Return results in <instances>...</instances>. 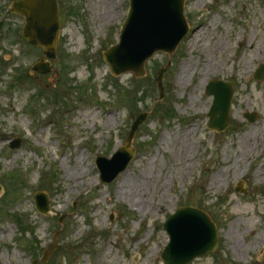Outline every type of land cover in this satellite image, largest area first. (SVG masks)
Instances as JSON below:
<instances>
[{"label":"rangeland","instance_id":"rangeland-1","mask_svg":"<svg viewBox=\"0 0 264 264\" xmlns=\"http://www.w3.org/2000/svg\"><path fill=\"white\" fill-rule=\"evenodd\" d=\"M10 1L0 0V264L39 260L59 229L50 259L37 264H162V223L183 205L208 213L218 231L216 249L189 264H264V82L253 79L264 64V0H185L190 32L171 56L155 53L142 78L113 76L101 54L117 41L128 0H59L61 35L44 73L31 68L46 57L19 41ZM208 58L215 66L205 68ZM167 59L164 97L154 101ZM211 78L233 84L223 132L206 127ZM145 110L134 159L101 184L94 158L123 145L131 113ZM124 180L140 188L139 207L126 203ZM238 180L245 193L235 192ZM37 191L49 198L46 215Z\"/></svg>","mask_w":264,"mask_h":264},{"label":"water","instance_id":"water-1","mask_svg":"<svg viewBox=\"0 0 264 264\" xmlns=\"http://www.w3.org/2000/svg\"><path fill=\"white\" fill-rule=\"evenodd\" d=\"M184 0H129V11L120 28L118 43L102 51L103 57L113 75L131 72L137 77L145 73V61L155 51L172 53L177 44L189 31L183 15ZM58 0H16L11 4L13 13L23 16L21 35L29 45L42 47L45 56L52 59L56 51V42L60 35ZM169 64V62H168ZM167 64V65H168ZM33 68L44 72L49 69L46 61L36 63ZM161 68L157 74L156 85L162 98ZM254 78H264V66L261 64ZM205 94L212 96V103L207 112V127L218 132L225 130L228 124L230 101L233 95L229 82L211 79L207 82ZM147 113H140L130 128L125 146L116 149L111 158L105 155L96 157L101 183L111 182L116 175L126 170L128 162L134 156L131 140L138 125L144 121ZM250 121L255 115L247 114ZM19 140H14L10 147H17ZM236 191H239L236 189ZM36 208L41 213L49 209L47 197L37 192L34 196ZM62 218V217H61ZM59 218V221L61 220ZM169 236V243L161 255L165 264H189L197 256L213 251L217 246V229L207 213L197 207L183 206L176 209L163 223ZM57 234V233H56ZM55 234L51 248L43 252L41 260L45 262L56 247ZM36 264V261H33Z\"/></svg>","mask_w":264,"mask_h":264},{"label":"bare ground","instance_id":"bare-ground-1","mask_svg":"<svg viewBox=\"0 0 264 264\" xmlns=\"http://www.w3.org/2000/svg\"><path fill=\"white\" fill-rule=\"evenodd\" d=\"M261 35L263 37H262L261 43L258 46L259 47L258 57L264 59V31L262 32ZM204 65H205V68H209L212 65L215 66V62H214V60H212V58H208ZM186 68H187V66H184L182 68V70L179 72L180 74H179L178 78L180 80L184 79L185 74H186L185 73ZM241 138H242V140L245 141V143H248L252 140L251 134H247ZM72 175H73V177H77L79 175V173L77 171H75L72 173ZM222 175L223 174L221 172L215 173V175L211 179L212 184L216 185V183H219L221 178H222ZM122 187H123L122 192L124 194L123 197L125 198L126 203H128V205L132 208H134V206L139 207L140 206V204H138L140 202L139 192L136 193V191H139L140 188L138 187V189H137L136 185L131 181L129 182L128 180L123 181Z\"/></svg>","mask_w":264,"mask_h":264},{"label":"trees","instance_id":"trees-1","mask_svg":"<svg viewBox=\"0 0 264 264\" xmlns=\"http://www.w3.org/2000/svg\"><path fill=\"white\" fill-rule=\"evenodd\" d=\"M159 111H160V109H159Z\"/></svg>","mask_w":264,"mask_h":264}]
</instances>
